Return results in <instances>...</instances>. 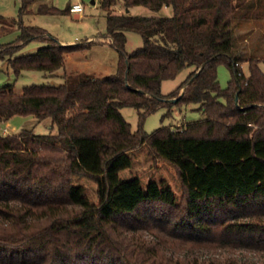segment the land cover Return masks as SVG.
<instances>
[{"label": "trees", "instance_id": "obj_1", "mask_svg": "<svg viewBox=\"0 0 264 264\" xmlns=\"http://www.w3.org/2000/svg\"><path fill=\"white\" fill-rule=\"evenodd\" d=\"M117 2H100L120 52L115 73L0 86V264H264V57L235 53V24L259 17L257 0H123L125 8L171 7L156 16L113 13ZM19 25L18 40L0 46L16 75L55 72L66 53L92 44ZM127 32L144 40L132 53ZM32 39L48 44L17 54ZM222 63L232 72L225 88ZM187 67L186 80L163 93V81ZM190 103L203 117L180 129L143 128L158 108ZM124 106L138 109V130ZM17 114L51 118L58 130L3 134L1 123Z\"/></svg>", "mask_w": 264, "mask_h": 264}, {"label": "rangeland", "instance_id": "obj_2", "mask_svg": "<svg viewBox=\"0 0 264 264\" xmlns=\"http://www.w3.org/2000/svg\"><path fill=\"white\" fill-rule=\"evenodd\" d=\"M95 1V3L93 2ZM80 2L85 6L82 16H75L70 7ZM101 0H30L24 9L23 0H0V46H6L18 40L20 36V25L40 26L47 34L66 43H88L89 47L81 48L65 54V64L55 72L43 70H24L16 75L9 63L0 58V86L14 83L17 90L22 91L25 86L32 84H59L64 82L68 75L80 72L91 73L96 77H102L115 73L120 63V52L112 44L107 32V13L101 7ZM47 5L56 7L63 12L45 13L39 9ZM128 9V8H127ZM123 0L110 8L113 13H126ZM130 14L156 16L171 15V7H164L161 11H155L144 5L133 6ZM261 12L259 17L252 16L248 19L238 20L235 24V53L249 57L251 54L264 57V0H257V6L253 10ZM253 14V13H252ZM92 36V37H90ZM82 41V42H81ZM88 41V42H87ZM48 44V41L32 39L27 41L17 54H28L38 50L40 46ZM144 45L141 34L136 32L127 33L126 51L132 53ZM264 72V60L259 62ZM192 67L183 69L175 78L166 79L162 83V92L167 94L181 85L192 71ZM242 70L248 77L250 75L249 62H242ZM232 79L230 68L222 63L218 67V80L223 88L229 85ZM198 104L190 103L175 105L171 108L160 107L148 114L144 120L143 128L152 133L162 126L172 129L185 127L188 121L203 117ZM197 108V109H196ZM169 111V113H168ZM121 112L126 120L131 123L132 130L139 128V111L133 106H124ZM9 127L10 134L19 133L24 129L31 130L34 134L55 133L58 130L53 125L51 118L37 119L33 115L17 114L7 121L1 123V129ZM183 251V250H182ZM225 254H240V249H222ZM203 253L215 252V250L203 249ZM246 256L252 259H261L262 253L256 251H245Z\"/></svg>", "mask_w": 264, "mask_h": 264}, {"label": "built area", "instance_id": "obj_3", "mask_svg": "<svg viewBox=\"0 0 264 264\" xmlns=\"http://www.w3.org/2000/svg\"><path fill=\"white\" fill-rule=\"evenodd\" d=\"M70 10L72 11V12H79V13H81V12H83V10H84V5L82 4V3H80V2H77V3H74L71 7H70ZM2 133L3 134H10V132H9V130H8V127H5V128H3L2 129Z\"/></svg>", "mask_w": 264, "mask_h": 264}, {"label": "crops", "instance_id": "obj_4", "mask_svg": "<svg viewBox=\"0 0 264 264\" xmlns=\"http://www.w3.org/2000/svg\"><path fill=\"white\" fill-rule=\"evenodd\" d=\"M94 3H95V1H93ZM132 8V7H131ZM131 8H130V10H131ZM84 9H85V6H84ZM84 11V10H83ZM125 12L127 13V12H130V11H127V8H126V10H125ZM106 13H107V11H106ZM77 15H80V17L82 16V12L81 13H79V12H75V16H77ZM127 33H129V32H127ZM90 37H92V36H90ZM82 42V41H81ZM62 44H65V42H62ZM66 44H69V43H66ZM73 44V43H72ZM198 106H199V104H198ZM198 108V107H197ZM196 108V109H197ZM9 128V127H8Z\"/></svg>", "mask_w": 264, "mask_h": 264}, {"label": "water", "instance_id": "obj_5", "mask_svg": "<svg viewBox=\"0 0 264 264\" xmlns=\"http://www.w3.org/2000/svg\"><path fill=\"white\" fill-rule=\"evenodd\" d=\"M127 11H129V8L127 9ZM71 44H72V43H71ZM198 72H199V71H198ZM198 72H197V73H198ZM197 73H196V74H197ZM183 90H184V88L182 89L181 94L183 93ZM181 94H180V95H181ZM180 95H179V96H180ZM177 98H178V97H175V98H172V99H166V100H171V101L175 102V101L177 100Z\"/></svg>", "mask_w": 264, "mask_h": 264}]
</instances>
